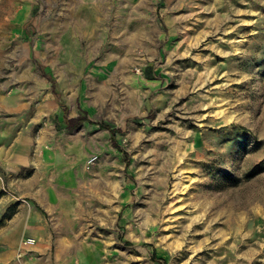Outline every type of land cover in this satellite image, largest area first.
I'll use <instances>...</instances> for the list:
<instances>
[{"label":"rangeland","instance_id":"1","mask_svg":"<svg viewBox=\"0 0 264 264\" xmlns=\"http://www.w3.org/2000/svg\"><path fill=\"white\" fill-rule=\"evenodd\" d=\"M51 69L101 123L76 131L80 235L53 237L76 245L54 263L264 264V0H0V93L29 99ZM25 113L7 115L19 148ZM32 171L0 165V264L42 258L3 232Z\"/></svg>","mask_w":264,"mask_h":264},{"label":"crops","instance_id":"2","mask_svg":"<svg viewBox=\"0 0 264 264\" xmlns=\"http://www.w3.org/2000/svg\"><path fill=\"white\" fill-rule=\"evenodd\" d=\"M51 70L53 74L32 71L37 88L29 99L24 98L20 90L0 93V165L11 174H19L23 168L31 167L33 170L31 177L16 178V182L8 185L20 190L21 210L10 227H3V232L37 237L33 250L42 253V258H35L34 264H59L54 263L50 255L54 247L60 252L76 250L74 241L65 243L62 239L55 241L53 237L80 235V231L75 230V217L68 214L74 210L81 212V198L74 193L83 180L81 161L88 156L85 139L81 132L77 135L76 131L88 124L101 126V123L93 121L84 104H66L59 99L56 93L58 79L53 77L56 71ZM9 112L29 114L25 121L30 125L27 132L34 133L37 129L31 137V147L19 148L17 140L8 139L9 132L13 130L7 125ZM112 134L115 136L116 133Z\"/></svg>","mask_w":264,"mask_h":264},{"label":"bare ground","instance_id":"3","mask_svg":"<svg viewBox=\"0 0 264 264\" xmlns=\"http://www.w3.org/2000/svg\"><path fill=\"white\" fill-rule=\"evenodd\" d=\"M197 10V9H196ZM198 12V11H197ZM217 27V26H216ZM218 28V27H217ZM214 30V29H213ZM216 31V30H215ZM218 31V30H217ZM220 31V30H219ZM213 32L211 31V34H212ZM238 46V45H237ZM196 47V46H195ZM205 48V47H204ZM194 49V48H193ZM234 49V48H233ZM236 50H237V48H236ZM210 70V69H209ZM208 72V71H207ZM206 72V73H207ZM217 72V71H216ZM216 77V76H215ZM207 80H210V79H208L207 78ZM199 81V80H198ZM198 83V82H197ZM204 83V82H203ZM213 83V82H212ZM196 86V85H195ZM199 86V85H198ZM205 86V85H204ZM201 88V87H200ZM199 89V88H198ZM200 90V89H199ZM184 94V93H183ZM220 108V107H219Z\"/></svg>","mask_w":264,"mask_h":264},{"label":"trees","instance_id":"4","mask_svg":"<svg viewBox=\"0 0 264 264\" xmlns=\"http://www.w3.org/2000/svg\"><path fill=\"white\" fill-rule=\"evenodd\" d=\"M111 132L114 133V134L116 133V131L114 129H111Z\"/></svg>","mask_w":264,"mask_h":264}]
</instances>
